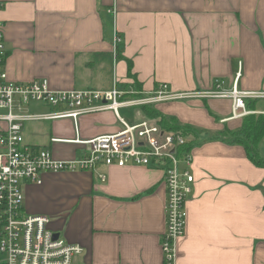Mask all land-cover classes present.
<instances>
[{
	"label": "crops",
	"instance_id": "0c3cea01",
	"mask_svg": "<svg viewBox=\"0 0 264 264\" xmlns=\"http://www.w3.org/2000/svg\"><path fill=\"white\" fill-rule=\"evenodd\" d=\"M0 22L14 81L46 78L55 90H106L120 82L129 89V59L145 92L159 83L173 91H207L215 80L227 90L236 80L238 90L264 92V0H0ZM115 35L121 40L116 47ZM257 99L255 111L263 112L264 98ZM33 104L29 111L51 109ZM154 107L194 130L188 136L194 182L174 264H264V167L229 138H210L241 125L242 119H228L231 98ZM122 109L129 121L144 117L140 109ZM77 124L82 139L119 128L111 111L82 115ZM23 136L58 160L85 153L72 141L71 118L25 122ZM259 149L264 155L263 139ZM22 189L27 214L48 216L52 231L83 247L72 264H163L167 187L161 168L43 172L40 183L23 182Z\"/></svg>",
	"mask_w": 264,
	"mask_h": 264
},
{
	"label": "built area",
	"instance_id": "2783aa9c",
	"mask_svg": "<svg viewBox=\"0 0 264 264\" xmlns=\"http://www.w3.org/2000/svg\"><path fill=\"white\" fill-rule=\"evenodd\" d=\"M120 38L115 35L114 46ZM2 23L0 22V264H72L83 247L68 242L49 227L45 215H29L24 210L23 182H41L43 172L95 170L97 166H146L161 168L167 187L166 228L161 237L163 264L175 262V240L184 234L186 202L192 192L194 176L190 166L192 155L183 146L190 141L177 131L163 129L156 119L141 117L132 122L120 109H138L161 102L187 100L193 97H230L228 119H242L251 113L246 100L264 98V92L238 90L236 80L227 90L220 80L207 91H173L159 83L150 91L121 88L55 90L46 78L19 82L8 77ZM237 78V77H236ZM38 103L51 109L29 111ZM111 111L120 128L114 133L82 139L77 120L86 114ZM71 118L76 136L74 143L85 148L78 159L58 160L49 150L25 144L23 125L28 121ZM264 140V137L262 138ZM264 142V141H263ZM104 180V174H100Z\"/></svg>",
	"mask_w": 264,
	"mask_h": 264
},
{
	"label": "trees",
	"instance_id": "16d2710c",
	"mask_svg": "<svg viewBox=\"0 0 264 264\" xmlns=\"http://www.w3.org/2000/svg\"><path fill=\"white\" fill-rule=\"evenodd\" d=\"M121 57V56H119ZM127 61L128 76L133 77L131 85L135 90H142L141 85L137 82L134 75L131 73L132 62ZM258 99H247L246 106L249 110H255V105ZM138 109L142 112L144 117L153 118L158 121L163 129L180 132L185 136L194 134V130L187 125H181L173 118L163 116L154 106L142 105ZM223 137L229 138V143L241 145L246 153L247 158L256 166L264 167V155L261 154L259 146L262 138L264 137V114L251 113L244 116L241 120V125L238 129L231 130L227 127L223 128L217 134L212 135L210 138ZM193 141L190 140L183 146L185 151H191Z\"/></svg>",
	"mask_w": 264,
	"mask_h": 264
},
{
	"label": "rangeland",
	"instance_id": "374dc122",
	"mask_svg": "<svg viewBox=\"0 0 264 264\" xmlns=\"http://www.w3.org/2000/svg\"><path fill=\"white\" fill-rule=\"evenodd\" d=\"M111 14V13H110ZM111 17H112V15H111ZM110 20H111V18H110ZM118 36V35H117ZM119 38H120V36H118ZM121 41V40H120ZM119 41V42H120ZM119 42H117L116 44H115V47L116 46H118V44H119ZM118 85L119 86H122V87H124L126 84L125 83H118ZM31 108H33V109H40L41 108V106H39V104H33V106L31 107ZM129 112V110H126V109H121L120 110V114L123 116V117H126L127 116V114L126 113H128ZM119 128H120V125H119ZM118 128V129H119ZM264 141V140H263Z\"/></svg>",
	"mask_w": 264,
	"mask_h": 264
},
{
	"label": "water",
	"instance_id": "95a60500",
	"mask_svg": "<svg viewBox=\"0 0 264 264\" xmlns=\"http://www.w3.org/2000/svg\"><path fill=\"white\" fill-rule=\"evenodd\" d=\"M57 237H58V233H55V234H54V238H57Z\"/></svg>",
	"mask_w": 264,
	"mask_h": 264
}]
</instances>
